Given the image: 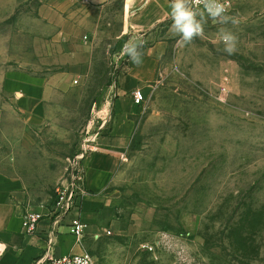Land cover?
Returning a JSON list of instances; mask_svg holds the SVG:
<instances>
[{
  "label": "rangeland",
  "instance_id": "1",
  "mask_svg": "<svg viewBox=\"0 0 264 264\" xmlns=\"http://www.w3.org/2000/svg\"><path fill=\"white\" fill-rule=\"evenodd\" d=\"M231 1L238 25L168 46L124 158L100 193L87 191L94 204L83 200L81 219L92 228L85 252L95 264H264V0ZM125 4L16 0L13 10L0 8V161L21 180L27 209L53 207L127 71L126 21L139 8L127 17ZM221 27L238 38L232 55ZM30 57L42 62L31 74L50 93L23 114L1 85L5 69Z\"/></svg>",
  "mask_w": 264,
  "mask_h": 264
},
{
  "label": "crops",
  "instance_id": "2",
  "mask_svg": "<svg viewBox=\"0 0 264 264\" xmlns=\"http://www.w3.org/2000/svg\"><path fill=\"white\" fill-rule=\"evenodd\" d=\"M15 1L0 0L1 10H13ZM169 3L170 0H126L127 17L132 6L139 8L136 17L132 21H126L127 30L132 36L143 37L146 43L141 49L142 63L137 65L129 59L127 71L119 74L113 86L114 98L103 110L106 112L101 111L109 121L104 129H97V133L92 136L91 146L96 151L89 153L82 161L88 192L100 193L111 181L135 131L137 106L132 103V92L135 89H140L143 93L149 92L165 51L179 39L169 32L172 23L168 18ZM2 15L3 13L0 18ZM55 40L54 37L53 42ZM24 59L19 62V70H4L1 87L4 96L19 106L18 111L28 114L27 108L40 105L50 90L45 78L31 74L42 66V62L33 64L35 60H31V57L30 61ZM8 61L13 62V57ZM4 111L5 106L0 107V126L4 121ZM0 133L3 134L1 128ZM4 166L6 165L0 161V264H34L47 256L60 257L84 252L85 241L92 233V228L84 222L87 227L83 238L78 241L71 235L68 227L71 215L55 224L48 211L33 208L32 211L41 212L44 217L39 221L35 233L25 231L22 217L27 208L23 206L22 182L17 177L7 175ZM84 202L94 204L93 196H87Z\"/></svg>",
  "mask_w": 264,
  "mask_h": 264
},
{
  "label": "built area",
  "instance_id": "3",
  "mask_svg": "<svg viewBox=\"0 0 264 264\" xmlns=\"http://www.w3.org/2000/svg\"><path fill=\"white\" fill-rule=\"evenodd\" d=\"M227 4L230 6L228 11L230 15L234 10L233 2L227 0ZM217 25L219 24L209 19L205 25V33L211 27H216ZM132 103L137 107L145 103V95L140 89H135L132 92ZM99 114L98 118L101 120V123L98 127V131H101L109 121V118L103 116L101 112ZM91 143H93L92 138L84 141L80 155L71 163L64 183L55 188L53 207L48 210L50 213L49 216L54 219L55 224H59V221L71 215L68 221V227L71 235L78 241L83 238L87 227L81 219L82 203L87 196L82 161L89 153L96 151V148L91 146ZM43 217L44 215L41 212L38 213L31 209H27L23 213L22 226L26 232L35 233L37 225ZM34 264H95V262L93 257L84 251L80 254H68L60 257L47 256Z\"/></svg>",
  "mask_w": 264,
  "mask_h": 264
},
{
  "label": "clouds",
  "instance_id": "4",
  "mask_svg": "<svg viewBox=\"0 0 264 264\" xmlns=\"http://www.w3.org/2000/svg\"><path fill=\"white\" fill-rule=\"evenodd\" d=\"M227 0H170L169 19L172 21L169 32L178 36L177 46L191 44L197 38L205 37V25L208 20L219 25H238L239 19L235 15H229ZM219 38L224 44L223 51L228 55L236 52L237 36L230 30L221 27ZM146 41L143 37L133 35L124 45L123 53L129 56L137 65L142 63L141 51Z\"/></svg>",
  "mask_w": 264,
  "mask_h": 264
}]
</instances>
